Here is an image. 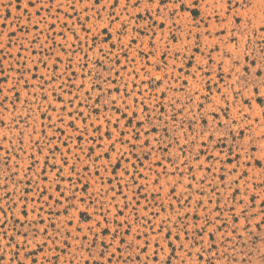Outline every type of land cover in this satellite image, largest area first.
Returning a JSON list of instances; mask_svg holds the SVG:
<instances>
[{
    "label": "rangeland",
    "instance_id": "374dc122",
    "mask_svg": "<svg viewBox=\"0 0 264 264\" xmlns=\"http://www.w3.org/2000/svg\"><path fill=\"white\" fill-rule=\"evenodd\" d=\"M0 264H264V0H0Z\"/></svg>",
    "mask_w": 264,
    "mask_h": 264
},
{
    "label": "snow or ice",
    "instance_id": "6c2138e0",
    "mask_svg": "<svg viewBox=\"0 0 264 264\" xmlns=\"http://www.w3.org/2000/svg\"><path fill=\"white\" fill-rule=\"evenodd\" d=\"M181 7L183 8V5H181ZM193 7H195V4H193ZM257 75H259V73H257Z\"/></svg>",
    "mask_w": 264,
    "mask_h": 264
}]
</instances>
